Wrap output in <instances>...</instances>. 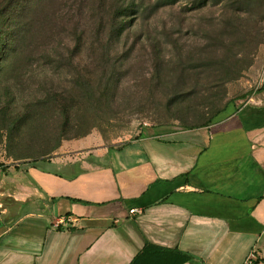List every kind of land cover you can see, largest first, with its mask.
I'll return each mask as SVG.
<instances>
[{
	"label": "crops",
	"instance_id": "obj_1",
	"mask_svg": "<svg viewBox=\"0 0 264 264\" xmlns=\"http://www.w3.org/2000/svg\"><path fill=\"white\" fill-rule=\"evenodd\" d=\"M88 138L1 177L0 264H264V89L207 126Z\"/></svg>",
	"mask_w": 264,
	"mask_h": 264
},
{
	"label": "rangeland",
	"instance_id": "obj_2",
	"mask_svg": "<svg viewBox=\"0 0 264 264\" xmlns=\"http://www.w3.org/2000/svg\"><path fill=\"white\" fill-rule=\"evenodd\" d=\"M135 1L115 41L97 27L110 0L33 1L0 73V179L74 139L118 145L214 122L259 91L264 0Z\"/></svg>",
	"mask_w": 264,
	"mask_h": 264
},
{
	"label": "trees",
	"instance_id": "obj_3",
	"mask_svg": "<svg viewBox=\"0 0 264 264\" xmlns=\"http://www.w3.org/2000/svg\"><path fill=\"white\" fill-rule=\"evenodd\" d=\"M34 0H0V73L3 70L4 63L9 60L13 55L17 54L16 43L17 34L15 33L17 23L22 21L25 14L29 11ZM105 1V0H99ZM162 5L157 3L153 8ZM101 6V3L99 4ZM108 8V9H107ZM106 8L108 13V21L105 23L104 16L100 17V21L97 27L104 29L108 41L117 40L125 31V28L130 24V19L133 15L138 13L142 8V2L138 3L135 0H110V4ZM17 32V31H16ZM81 42H77L72 49L69 50V58L73 59L77 57L81 50ZM50 56H46L49 58ZM264 89V81L258 88L259 91ZM237 110V109H236ZM218 115V114H217ZM209 121L202 124V126L189 127H203L211 124ZM141 132L136 135L139 137ZM3 166V165H2ZM152 247L145 245L142 254H147ZM189 256L183 255V262L187 261Z\"/></svg>",
	"mask_w": 264,
	"mask_h": 264
},
{
	"label": "built area",
	"instance_id": "obj_4",
	"mask_svg": "<svg viewBox=\"0 0 264 264\" xmlns=\"http://www.w3.org/2000/svg\"><path fill=\"white\" fill-rule=\"evenodd\" d=\"M136 211V209H130L129 210V212L130 213H133V212H135ZM245 264H254V262H253V258L252 257H248L247 259H246V261H245Z\"/></svg>",
	"mask_w": 264,
	"mask_h": 264
}]
</instances>
